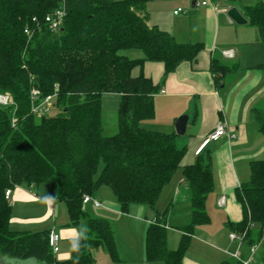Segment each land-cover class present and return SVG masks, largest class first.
<instances>
[{"label":"trees","instance_id":"16d2710c","mask_svg":"<svg viewBox=\"0 0 264 264\" xmlns=\"http://www.w3.org/2000/svg\"><path fill=\"white\" fill-rule=\"evenodd\" d=\"M149 1L0 0V95L9 100L0 105V255L11 263L95 264L92 251L101 247L111 264H120L110 222L82 211V196L95 198L104 186L123 213L131 204L154 209L160 191L179 168L185 149L177 146L176 136L139 127L153 118L152 97L159 86L131 72L145 62H158L165 79L180 63L193 61L202 45L179 44L149 25ZM60 7L61 26L49 31L43 17ZM242 12L264 43V0L244 6ZM33 17L37 26L31 23ZM24 27L33 30L29 39ZM130 50L143 56L129 59L122 52ZM32 90L38 92L33 99ZM106 94L119 97L117 132L112 136L103 135L100 123ZM48 96V111L34 113L32 104L43 107ZM50 108L57 112L49 115ZM254 118L264 146V103L254 109ZM209 163L208 151L202 150L182 169L191 191L190 222L172 252L165 247L162 224L150 225L145 237L148 262L181 264L187 234L208 223L204 203L212 190ZM39 184H47L52 199L64 204L69 227L85 228L83 236L67 239L70 257L64 261L51 252L50 230L29 233L8 227L11 206L5 191ZM235 195L243 210L236 227L251 247L261 234L249 225L257 222L264 228V156L250 164L249 180ZM74 243L79 245L76 250Z\"/></svg>","mask_w":264,"mask_h":264},{"label":"crops","instance_id":"0c3cea01","mask_svg":"<svg viewBox=\"0 0 264 264\" xmlns=\"http://www.w3.org/2000/svg\"><path fill=\"white\" fill-rule=\"evenodd\" d=\"M232 7L246 20L245 24H236L227 17V10ZM243 7L218 0H150L146 4L149 25L169 33L179 44H201L202 49L193 61L180 63L165 79L163 65L158 62H145L142 69L137 67L131 72L132 77L142 74L159 86L152 97L153 118L141 121L139 127L174 134L177 146L185 152L179 168L160 191L154 209L133 204L126 214L119 204L116 207L123 216L121 225L126 233L124 250L115 246L120 264H163L148 262L145 256L146 231L157 221L164 228L166 249L171 252L178 249L191 214V191L182 179V169L191 165L202 150L209 153L212 174V190L204 203L209 221L187 234L181 264H225L237 261L236 253L240 259L242 253L246 254L244 260L249 258V245L228 237L231 233H243L236 227L243 220V210L235 194L248 182L250 164L264 156L263 137L254 118V109L264 103V43L257 28L248 24ZM177 9L181 11L174 14ZM182 115L187 116V123L185 133L179 136L174 125ZM218 123H224L235 137L222 136L210 141L197 153ZM47 186H15L11 190L8 198L11 210L20 204L26 213L15 218L18 224L13 222L11 213L9 229L29 233L47 229L58 234L59 242L83 236V225L84 234L80 235L78 228L69 227L66 219L59 226L56 218L48 221V211L55 209V200ZM91 208L97 209L87 205L89 214ZM162 214L165 216L159 217ZM108 221L114 235V222ZM65 249L59 248L54 255L57 261L70 257L68 244ZM8 260L0 255V264H9Z\"/></svg>","mask_w":264,"mask_h":264},{"label":"rangeland","instance_id":"374dc122","mask_svg":"<svg viewBox=\"0 0 264 264\" xmlns=\"http://www.w3.org/2000/svg\"><path fill=\"white\" fill-rule=\"evenodd\" d=\"M221 2H224L225 4H233L236 6H253L255 3L258 2V0H218ZM123 54L127 55L129 59H136V58H141L143 54L139 50H130V51H123ZM8 99V98H7ZM7 100V104H8ZM6 104V105H7ZM118 106H119V97L114 94H106L103 95L101 98V112H100V123H101V129L103 132L104 136H112L117 132V122H118ZM57 111L53 108H50V112L48 113L49 115L55 114ZM43 185V184H39ZM45 185V184H44ZM47 185V184H46ZM43 187V186H41ZM40 187V188H41ZM48 187V186H47ZM39 188V189H40ZM33 190V189H32ZM34 191V190H33ZM41 193H39L40 195ZM96 200L99 201L100 206L97 209H90V214H92L95 217L103 218L102 216H105L104 218L114 222V241H115V246H117L121 249L124 250L125 242H126V233L124 231V227L121 225V221L123 219V216L121 213L116 210V207H118V203L116 200V197L112 194L111 190L107 187H100L96 193ZM55 209L52 211L49 209L48 211V218L51 221L56 218V226H59L62 224L61 222L66 219L67 220V215H66V210L65 206L62 202L56 201L55 200ZM130 205L127 209L130 211L131 209ZM132 211V210H131ZM12 217H14V223L18 224L19 222L15 220V218H19L21 216H24L26 213V208L21 206L20 204H16L15 207L11 210ZM147 216V215H144ZM148 218H150L148 216ZM25 224H30V222H25ZM24 224V225H25ZM51 227V225H49ZM47 227V228H49ZM47 230V229H45ZM250 230L252 232H257L261 234V237L256 244V248L251 256L250 264H262L261 260L264 257V228L260 226L259 223H253L252 226H250ZM78 232L81 235L84 234L83 226L82 224L78 227ZM236 241L240 242L239 240L236 239ZM242 243V242H240ZM59 248H61L60 251L66 250L65 248L67 247L66 242L61 241L58 243ZM244 248L247 251V247L244 244ZM117 249V247H116ZM58 254V253H57ZM94 260L97 261V264H110V259L107 254L104 253L103 249L101 247L95 249L92 251ZM241 254V253H240ZM248 256V254H247ZM242 259L246 257V254L244 255L242 253L241 255ZM244 260V259H243ZM246 260V259H245ZM95 261V262H96Z\"/></svg>","mask_w":264,"mask_h":264},{"label":"built area","instance_id":"2783aa9c","mask_svg":"<svg viewBox=\"0 0 264 264\" xmlns=\"http://www.w3.org/2000/svg\"><path fill=\"white\" fill-rule=\"evenodd\" d=\"M60 2H62V0H59ZM196 1V0H195ZM196 4V2H195ZM202 5H205L206 2H202ZM181 11V9H177L174 14H177ZM63 17H64V11L63 9L60 7L58 9H55L54 11H52L51 13L46 14L43 17L42 23L47 27V29L49 31H57L59 29V27L61 26V23L63 21ZM31 23L35 24L36 26L39 24V22L37 21V19L35 17H33L31 19ZM23 33L28 37V39L31 37L33 30L30 29L29 27H24L23 28ZM38 95V92L36 90H32L31 91V97L32 99ZM51 97H46L45 99H43L42 103L44 104L43 107H39L35 104H32V108L31 110L34 113H38V114H42L48 111L49 107H50V101H51ZM7 104V97L0 95V105H6ZM222 136H227L230 139H233L235 136L231 133H229L226 125L224 123H218L215 127V129L208 135V137L203 141V143L201 144V146L199 147V149L197 150V153L204 148V146L209 143L210 141H216L218 140L220 137ZM9 195H10V190H6L4 197L6 200H9ZM87 205H92V207L94 208H98L100 206V203L95 199L92 198L88 195H83L82 199H81V210L82 211H86V207ZM230 240L233 239H237L240 242L243 241V234L241 235H235V234H229L228 235ZM59 236L58 234L51 232L49 235V246L51 249L52 254H56L59 251ZM256 248V245L251 246L249 249V258L247 260H242L239 258V254L236 253L234 255V258L240 262V264H250V260H251V256L254 252Z\"/></svg>","mask_w":264,"mask_h":264},{"label":"water","instance_id":"95a60500","mask_svg":"<svg viewBox=\"0 0 264 264\" xmlns=\"http://www.w3.org/2000/svg\"><path fill=\"white\" fill-rule=\"evenodd\" d=\"M226 15L230 20H232L236 24L241 25V24L246 23V20L242 17L239 11L234 7L229 8L227 10ZM186 123H187L186 115H182L176 120L175 125H174L176 135L182 136L185 133Z\"/></svg>","mask_w":264,"mask_h":264},{"label":"clouds","instance_id":"9594fccd","mask_svg":"<svg viewBox=\"0 0 264 264\" xmlns=\"http://www.w3.org/2000/svg\"><path fill=\"white\" fill-rule=\"evenodd\" d=\"M81 235H82V233H81ZM78 247H79L78 243H74L72 245L73 250H76Z\"/></svg>","mask_w":264,"mask_h":264}]
</instances>
